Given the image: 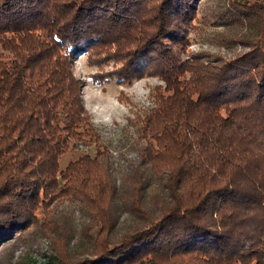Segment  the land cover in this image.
I'll use <instances>...</instances> for the list:
<instances>
[{
	"label": "trees",
	"instance_id": "1",
	"mask_svg": "<svg viewBox=\"0 0 264 264\" xmlns=\"http://www.w3.org/2000/svg\"><path fill=\"white\" fill-rule=\"evenodd\" d=\"M151 1L119 77L149 68L171 93L137 116L146 144L120 186L68 57L105 37L123 45ZM196 1L0 0L1 254L64 193L88 222L56 234L59 264H264V0H226L215 15L244 30L240 54L182 59ZM78 142L89 151L61 168Z\"/></svg>",
	"mask_w": 264,
	"mask_h": 264
},
{
	"label": "rangeland",
	"instance_id": "2",
	"mask_svg": "<svg viewBox=\"0 0 264 264\" xmlns=\"http://www.w3.org/2000/svg\"><path fill=\"white\" fill-rule=\"evenodd\" d=\"M225 1L195 2L194 18L187 24L185 31L182 59L205 53L210 59L218 57L226 60L245 49L236 39L244 30L227 29L221 25L220 19L215 17L223 5L225 6ZM158 6L159 3L152 1L147 3V26L131 28V35L123 45L122 42L116 45L112 39L105 37V44L68 57V65L80 81L84 108L101 136L111 163L112 176L120 186L122 183L127 185L135 181L137 173L133 174L136 172L133 166L139 165V149L146 144V139L136 138L139 126L137 116H142L146 108L154 106V93H157L158 89L165 95L171 93V90L164 89L165 83L161 77L149 68L140 76L134 75L129 79L119 77L125 70L127 52L134 46L133 35H137L143 28H146L145 31L150 30L152 11ZM40 40L42 41L41 38ZM188 76L187 72L186 77ZM71 140L70 138L69 141L72 142ZM91 146H94V143ZM88 149L87 145L80 142L76 147H70L59 158L61 168H64L68 161L88 152ZM124 180L126 182H123ZM152 189L156 190L155 187ZM46 206L48 211H45ZM36 212H39L37 222L26 228L17 239L3 245L0 261L4 264H59L52 251L56 234L61 232L59 237L67 239L69 235H64L68 234L65 230L71 229L77 234L88 222L80 202L64 193L58 198L44 202ZM48 220H52L53 224L48 223ZM76 239L79 240V237L74 238ZM74 240L73 244H76Z\"/></svg>",
	"mask_w": 264,
	"mask_h": 264
}]
</instances>
